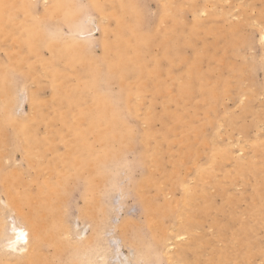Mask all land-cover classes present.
I'll list each match as a JSON object with an SVG mask.
<instances>
[{
	"label": "rangeland",
	"instance_id": "rangeland-1",
	"mask_svg": "<svg viewBox=\"0 0 264 264\" xmlns=\"http://www.w3.org/2000/svg\"><path fill=\"white\" fill-rule=\"evenodd\" d=\"M0 39L38 144L4 129L0 173L58 194L32 264H264V0H0Z\"/></svg>",
	"mask_w": 264,
	"mask_h": 264
},
{
	"label": "bare ground",
	"instance_id": "bare-ground-1",
	"mask_svg": "<svg viewBox=\"0 0 264 264\" xmlns=\"http://www.w3.org/2000/svg\"><path fill=\"white\" fill-rule=\"evenodd\" d=\"M48 12L49 11H46V13H48ZM57 12L58 11L56 10V13ZM34 29H36V28H34ZM1 37L3 38V35ZM0 41H1V39H0ZM52 50L56 51V48H53ZM10 81H11L10 78H8L7 75L4 72H2L1 68H0V144H1L2 131L9 126L12 128V132L9 131L10 132L9 137L14 138L16 135L21 136L23 139L24 150L27 153V155L30 156L32 151L38 147V144L34 139V129L31 126V124L26 123L24 118H17L11 114L12 112H9V108L13 103L12 86H11ZM52 95H53L54 100L58 101V97L61 94L58 92V90H55L52 92ZM42 109H43V107L41 106L40 110H42ZM97 125H98L97 123H93V124H91L90 128L88 129V133L94 135L95 139L100 138L101 135L104 133V130L101 128V126H97ZM51 142L53 143V141H51ZM52 147H53V145H52ZM56 162H57L56 160L50 161L48 163L49 167L55 168ZM48 164L36 162V169L38 171H43V169L45 167H47ZM18 174H19V172H17V173H15V172L0 173V185L2 186V188H3L2 190L5 191V194L8 197V201L6 202V200H5L4 203L7 206V208L10 206H14L13 209H15L17 211L16 219H14V220L11 219L12 221H10V223L8 224V227L3 226V215H0V240L1 239L4 240V241L2 240L0 242L1 243L5 242L3 247H5V250L7 251L8 254L18 257L19 261L16 263L12 262L13 264H32V263H36V262L40 263V261H42V260L37 259L35 257L34 250L44 240H47V241H53L54 240V233H55V230L58 226V223L56 222L54 217L51 216L50 213H51L52 207H53L52 201L58 194H55V195L51 194V193L55 192L54 188H52V186L49 184V182H45V183L42 182L40 184L37 192L35 193L34 198L32 199L33 204H31V207L28 208V211H26V212L22 211V209H21L22 200L20 199V197L15 195V193L17 191V184L13 182V179ZM44 185H46V186H44ZM41 186H44V187H41ZM24 190H26V189L24 188ZM28 202H30V201H28ZM4 203H2V204L4 205ZM2 211L3 210H1V212ZM178 219H179V217H178ZM19 223H22L25 226L19 225ZM21 233H23V239L20 238ZM92 237H94V236H92ZM90 238H91V236H90ZM73 246H74V244H73ZM75 246H76V244H75ZM59 247H58V249H59ZM170 247H172L171 244H170ZM114 254H119V253L115 252ZM116 257H117V255H116ZM172 259H174V258H172ZM170 260H171V258H170ZM104 261H105V259H104ZM113 261H115V260H113ZM5 262H9V261L5 260ZM173 262L174 261H171L172 264H175ZM127 263H128L127 261H124V262H121L119 264H127ZM177 264H179V263H177Z\"/></svg>",
	"mask_w": 264,
	"mask_h": 264
},
{
	"label": "snow or ice",
	"instance_id": "snow-or-ice-1",
	"mask_svg": "<svg viewBox=\"0 0 264 264\" xmlns=\"http://www.w3.org/2000/svg\"><path fill=\"white\" fill-rule=\"evenodd\" d=\"M20 238L23 239V233L20 234Z\"/></svg>",
	"mask_w": 264,
	"mask_h": 264
}]
</instances>
